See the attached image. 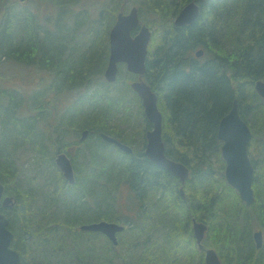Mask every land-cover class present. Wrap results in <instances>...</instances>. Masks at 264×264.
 Here are the masks:
<instances>
[{"label": "trees", "instance_id": "obj_1", "mask_svg": "<svg viewBox=\"0 0 264 264\" xmlns=\"http://www.w3.org/2000/svg\"><path fill=\"white\" fill-rule=\"evenodd\" d=\"M192 1L199 2L133 0L141 22L153 32L144 81L159 97L166 155L190 170L183 183L148 158L146 136L126 153L100 135L130 144L121 134L130 123L127 97L140 106L142 131L152 126L128 82L137 76L127 72L123 78L120 70L117 91L103 76L115 14L129 8L114 3L109 12L103 7L74 11L71 2L58 0L50 28L39 11L0 0V58L53 78L46 85L42 73L35 90L28 81L26 88L6 87L0 78V181L4 194L16 200L5 213L21 264H207L204 249L212 247L222 264H264V241L259 249L254 239L256 228L264 232V177L258 181L260 165L254 159L257 150L264 160V98L255 89L264 79V0L200 1L196 20L175 25L179 11ZM64 9L73 15L66 18ZM200 49L204 55L197 57ZM64 91L77 95L66 104L58 97ZM235 99L253 131L249 153L259 168L250 207L225 178L218 138L220 120ZM84 130L87 137L75 142ZM60 152L71 158L74 184L55 163ZM28 155L34 168L26 176L22 163ZM124 184L130 187L127 203L120 190ZM100 220L127 225L119 234L121 252L115 253L104 234L80 229ZM194 220L208 225L203 250Z\"/></svg>", "mask_w": 264, "mask_h": 264}, {"label": "water", "instance_id": "obj_2", "mask_svg": "<svg viewBox=\"0 0 264 264\" xmlns=\"http://www.w3.org/2000/svg\"><path fill=\"white\" fill-rule=\"evenodd\" d=\"M24 1V0H21ZM205 1V0H199ZM199 2L192 1L186 4L178 13L175 25L181 26L192 23L200 15ZM136 33L133 35V32ZM110 55L104 75L109 82L118 79L119 62L127 64L130 72L139 74L140 77L146 72V58L148 45L151 39V30L146 24L140 23L139 9L133 6L127 13L120 11L116 21L110 30ZM197 57L203 55V50L197 52ZM133 89L140 95L145 107V113L153 128L147 132V144L145 154L158 166H162L175 175L184 183L190 175L189 168L182 162L169 158L166 153V145L163 138V116L158 108V96L144 81H135ZM257 92L264 98V79L257 81ZM88 135V130L82 132L81 140ZM103 140L115 143L126 153H132L133 148L127 143L108 135L100 133ZM218 137L223 142L222 156L226 161V178L235 187L241 198L250 206L254 201V171L255 166L249 156L248 148L253 138V133L248 123L241 117L238 99H235L231 110L221 118L219 123ZM264 137V129H263ZM73 152V148H69ZM56 163L63 171L69 183L75 182V172L70 157L66 153H59ZM4 184L0 181V264H21L20 252L13 247L14 232L9 227V219L5 210L11 208L16 200L4 195ZM184 195L183 188L181 189ZM81 229L87 231L102 232L113 242L118 244V233L125 229V225L118 222L100 220L83 223ZM193 230L200 249L204 248L203 240L208 230V225L193 221ZM258 248L263 245V231L258 230L254 234ZM207 264H222L217 251L207 248L205 251Z\"/></svg>", "mask_w": 264, "mask_h": 264}, {"label": "rangeland", "instance_id": "obj_3", "mask_svg": "<svg viewBox=\"0 0 264 264\" xmlns=\"http://www.w3.org/2000/svg\"><path fill=\"white\" fill-rule=\"evenodd\" d=\"M24 1H26V3H24V7L34 9L35 11H37V13H38V11L40 12V21L43 23V25H50V28H54L52 24H53L55 18L57 17L59 9H60V6H58V2H57L58 0L57 1L54 0V2H52V0H24ZM65 1L71 2V4L69 6L74 11L76 9L80 10V8H82V9L87 8V9L95 11V10H99V8L101 9L103 7L104 9L107 10V12H109L111 10V8L109 6L111 5V6L115 7L114 3H119V7L121 6V4L122 5L125 4V7L126 8L128 7L129 9L133 6V0H127L126 2H124V0H121V1L120 0H79L78 2H76L75 0H73V1L65 0ZM16 3H18V2H16ZM18 4H19V6H21V3H18ZM14 6L17 7V5H14ZM63 14L64 15L66 14L65 17L69 18L70 15H73V12L70 13L69 10L64 9ZM95 15H98V12H96ZM116 16H117V14H115V20H116ZM78 39L79 40L82 39V34L78 37ZM120 68H122V69H120V70H122V74H120V75L121 76L123 75V78H128L129 75L127 73L126 67H120ZM42 73H43V75H42ZM40 75L44 76V79H43L44 82L43 83L46 85L48 83H50L51 80L53 79V78L50 79L51 75L49 74V72H44V71L42 72V71L38 70L36 67H31V68L24 67V65H21L19 63L13 62L11 60H9V61L4 60V59L0 58V78L3 79V81H7V82L3 83L4 86H6V87H17L18 86L17 84H20L21 88H26L30 84L31 85L36 84V85H34V87H32V86L29 87V90H35V89H37L38 81H40V79L38 80ZM103 76L105 77L104 74H103ZM36 78L38 81H37V83H34ZM32 80H33V82H32ZM26 81H28V83H26ZM128 82L131 83L132 81L128 80ZM24 83H26L28 85L26 86V85H24ZM120 86H122V84L120 82L116 86H115V84H109V87H111V89L113 91L119 90L118 88ZM41 87H44V86L41 85ZM125 88H126V86H125ZM75 93L76 92H73V91H64L61 95H58V97L60 98L59 100L66 101V104H67V103H70L72 101L71 100L72 98L76 97L77 94H75ZM125 95L127 96V94H125ZM127 98H128V100H127L126 104L128 102H130V105H129V103L127 104L129 106L128 107L126 106V109H125L126 113L125 112L124 113L127 116V119L130 123H129V125L127 124L125 126V129L122 130L121 134L123 136L128 137L129 143L136 147L139 144L138 141L141 140L142 137L143 138L145 137L146 131H144V132L142 131L143 115L139 112L140 106L137 105L136 102L132 101L131 97H127ZM138 104H140V103L138 102ZM119 120H120V118L118 117L116 119L115 123H117ZM151 128H152V126L149 127V129H151ZM263 128H264V126H263ZM79 141H80V137L77 138V140L75 142H79ZM257 145H259V144H257ZM69 147L70 146H68L65 149H68ZM19 152L22 153L21 150ZM55 157H56V155H55ZM37 159H39L40 166L42 168H44L43 166L45 165L44 164L45 160L42 159V154H38ZM254 159L257 161L256 164L260 165L259 166L260 174L258 175L257 179L259 178V176L262 179L264 177V171L262 169L264 167V160L262 161V155L257 150H255V152H254ZM55 163H56V161H55ZM22 164H23L22 168L24 169V174L26 176L30 175L32 173L33 168H34L33 159H31L28 155L26 158L24 157V162ZM56 165H57V163H56ZM255 168L256 169L254 171V181H255V176L257 175V171L259 170L258 166H255ZM258 181H259V179H258ZM128 187L129 186L127 184L120 186V190L122 192L121 194H123L122 200L124 203H127V201H128L127 195L130 192L129 190H127ZM129 189H130V187H129ZM124 213H126V212H124ZM253 220H255V218ZM256 223L257 222H255V224ZM258 228H256V229H258ZM119 234H118V237H119ZM121 237H122V240L126 239V237H124L123 235ZM206 237H207V232H206ZM122 250H123V244L121 246L120 245L115 246V249H114L115 253H117L116 251L121 252ZM204 259H205V253H204ZM196 262L198 263V261H196Z\"/></svg>", "mask_w": 264, "mask_h": 264}, {"label": "flooded vegetation", "instance_id": "obj_4", "mask_svg": "<svg viewBox=\"0 0 264 264\" xmlns=\"http://www.w3.org/2000/svg\"><path fill=\"white\" fill-rule=\"evenodd\" d=\"M16 0H12V2H15ZM19 3L24 4L26 3V1H21V0H17ZM52 2H54V0H52ZM145 126H147L145 124ZM149 130V128L146 130L145 136H146V144H147V131ZM130 146H132V148L134 149L135 146H133L132 144H129ZM74 149L75 152V147H72ZM145 149H146V145H145Z\"/></svg>", "mask_w": 264, "mask_h": 264}]
</instances>
